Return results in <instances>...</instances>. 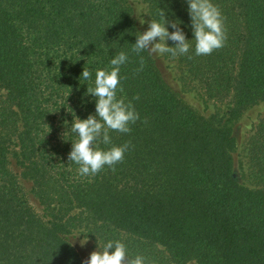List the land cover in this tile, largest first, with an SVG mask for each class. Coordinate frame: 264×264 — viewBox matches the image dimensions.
<instances>
[{"label":"trees","instance_id":"16d2710c","mask_svg":"<svg viewBox=\"0 0 264 264\" xmlns=\"http://www.w3.org/2000/svg\"><path fill=\"white\" fill-rule=\"evenodd\" d=\"M143 2L154 18L162 8L190 25L183 0ZM213 2L223 46L197 56L193 43L175 58L201 94L227 102L206 117L147 52H131L139 28L127 0H0V264H82L68 238L79 229L101 244L123 239L146 264H264V115L246 145L250 185L233 177L234 126L264 101V0ZM120 51L129 60L118 96L140 119L129 134L110 133L129 144L114 170L81 177L68 160L73 137L63 139L66 108L94 114L79 77L85 67L94 78Z\"/></svg>","mask_w":264,"mask_h":264},{"label":"clouds","instance_id":"9594fccd","mask_svg":"<svg viewBox=\"0 0 264 264\" xmlns=\"http://www.w3.org/2000/svg\"><path fill=\"white\" fill-rule=\"evenodd\" d=\"M183 2L187 5L190 25H185L179 19H168L166 10L162 8L156 13L155 18L145 9L137 8L133 13L135 19L141 27L146 24L147 28L143 32L135 30V34H131L136 37L135 43L131 44V52L137 55L147 52L152 58L166 55L176 58L188 55L193 43L197 56L210 55L214 50L221 48L227 38L224 18L213 0ZM186 27L191 29V39L184 30ZM169 41L172 42L171 45ZM128 60L127 52H118L110 59L107 68L95 70L94 78L93 72L84 67L79 83L83 81L87 84L85 96L92 98L94 114L81 119L71 107L66 108L72 115V121L70 125L67 120L63 122L67 129L63 133V139L65 134L73 137L64 140L71 141L68 160L78 165V174L81 177H94L105 167L114 170L115 166L124 160L125 153L129 150V144L116 145L110 135L111 132L129 134L130 125L140 119L132 102H126L124 97L118 96V92L123 91L120 83L121 66L126 65ZM143 66L144 58L141 57L138 70H142ZM88 233L91 232L84 230L75 232L69 236L71 238L69 243L74 244L82 235L79 243L84 246L89 239ZM82 264H146V257L136 255L129 258L123 239H109L103 244L97 240V249L91 252Z\"/></svg>","mask_w":264,"mask_h":264},{"label":"rangeland","instance_id":"374dc122","mask_svg":"<svg viewBox=\"0 0 264 264\" xmlns=\"http://www.w3.org/2000/svg\"><path fill=\"white\" fill-rule=\"evenodd\" d=\"M127 1L131 5L133 13L137 8H143L147 11L146 4L143 2V0ZM145 19H148V17H145ZM136 23L140 32H143L147 28L146 24L141 27L137 20ZM153 59L155 60L158 69L160 70L163 78L168 83V85L175 92H177L185 102L191 105L198 113L207 117L213 113H218L219 115H222L226 112L227 102H216L212 99H208L203 94H201V90L197 88L194 83L187 80V77L182 74V69L177 59L172 58L168 55ZM263 115L264 101L248 108L234 126V132L237 139V149L234 153L233 177L238 182L246 185H250L249 181L245 176L248 167V162H246V145L248 138L251 135V132L254 130V127L257 124L259 118ZM25 187L27 190H30V183H26ZM30 204L37 213L41 215L45 213L43 206L32 195L30 196ZM79 230H84L87 232V230L85 229ZM79 230H75L69 236L73 235ZM88 237V242L84 246H81L79 243V240L83 238L82 235L81 237H78L76 239L74 244H72L83 261H86L90 253L97 249V241L91 238L89 234ZM69 240H71L70 237Z\"/></svg>","mask_w":264,"mask_h":264}]
</instances>
